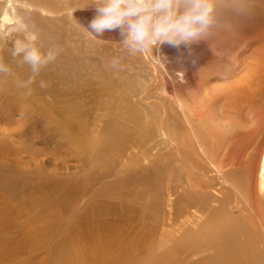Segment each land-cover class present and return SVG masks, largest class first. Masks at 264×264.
<instances>
[{
  "label": "rangeland",
  "instance_id": "rangeland-1",
  "mask_svg": "<svg viewBox=\"0 0 264 264\" xmlns=\"http://www.w3.org/2000/svg\"><path fill=\"white\" fill-rule=\"evenodd\" d=\"M48 1V13L30 1L35 8L17 3L16 14L11 12L15 24L34 17L38 44L44 49L57 45L62 52L43 70L30 96L16 86L28 75L27 66L13 65L14 75L0 76V264H202L205 258V264H213L209 253L185 261L167 234L174 232L176 238L182 228L158 223L167 211L166 149L157 146L158 137L149 141L148 161L130 144L103 161L92 157L90 147L111 124L130 135L138 130L132 114H141L145 122L163 118L171 107L166 87L187 97L200 92L202 79L219 73L218 64L258 59L264 50V0H255L239 28L218 35L213 45L163 44L128 58L122 70L108 67L120 51V29L95 33L88 28L96 15L90 0ZM7 11L0 6V31L14 25L1 21ZM2 55L7 62V49ZM190 63L199 65L187 71ZM188 73L192 90L184 88ZM41 79L50 85L45 90L38 87ZM229 81L214 78L211 85ZM54 117L67 124L69 134L52 122ZM75 135L88 146H80ZM145 236L147 248L141 245Z\"/></svg>",
  "mask_w": 264,
  "mask_h": 264
},
{
  "label": "bare ground",
  "instance_id": "bare-ground-1",
  "mask_svg": "<svg viewBox=\"0 0 264 264\" xmlns=\"http://www.w3.org/2000/svg\"><path fill=\"white\" fill-rule=\"evenodd\" d=\"M1 1L0 6L8 9L1 21L9 25L15 24L17 3L27 9L35 5L42 13H48L44 8L50 3ZM35 20L30 17L28 23L34 25ZM259 54L258 59L250 62L236 58L226 66L218 64L219 73L202 79L199 93L189 92L184 97L176 87H169L170 91L166 87L171 107L164 111L163 118L145 122L141 114L138 118L132 114L129 118L138 129L134 133L130 135L123 126L111 124L99 139L90 143L92 157L97 159V155L103 160L112 154L117 157L130 144L138 151L137 156L148 161L147 150H153L147 148L149 141L160 139L157 146L166 149L163 165L167 211L163 222H158V218L153 222L182 228V235L176 238L174 232L166 233L176 240V248L183 250L180 255L185 261L209 253L213 264H264V50ZM198 65L186 64V69L193 71ZM214 78L231 81L214 87ZM103 82L102 87L106 85ZM192 87L193 79L188 73L184 88ZM54 120L69 134L65 122L57 117ZM76 136L80 146H88ZM92 227L90 224V231ZM87 235L94 237L92 232ZM150 235L153 233L146 234ZM146 236L141 245L147 248ZM206 261L205 258L201 262Z\"/></svg>",
  "mask_w": 264,
  "mask_h": 264
},
{
  "label": "clouds",
  "instance_id": "clouds-1",
  "mask_svg": "<svg viewBox=\"0 0 264 264\" xmlns=\"http://www.w3.org/2000/svg\"><path fill=\"white\" fill-rule=\"evenodd\" d=\"M254 4L255 0H92L96 15L88 28L95 33L120 29V51L109 58L108 67L122 70L128 58L149 50L153 52L163 44L173 47L201 41L212 44L218 35L237 30L251 15ZM5 49L10 57L7 62L2 55ZM61 52L62 48L57 45L42 48L35 26L22 18L0 31V76L14 75L13 65L15 68L27 66L28 75L17 79L16 86L30 96L43 70ZM49 86L47 81L39 80L41 90Z\"/></svg>",
  "mask_w": 264,
  "mask_h": 264
}]
</instances>
